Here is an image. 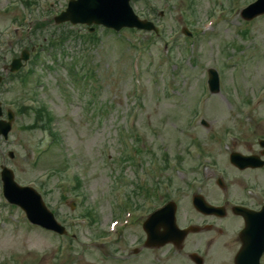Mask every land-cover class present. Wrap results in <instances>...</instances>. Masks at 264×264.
<instances>
[{
    "label": "rangeland",
    "instance_id": "obj_1",
    "mask_svg": "<svg viewBox=\"0 0 264 264\" xmlns=\"http://www.w3.org/2000/svg\"><path fill=\"white\" fill-rule=\"evenodd\" d=\"M168 1L152 0L159 11H164L162 34L176 38L177 44L168 55L160 42H152L154 37L149 33L125 31L116 36L100 29V42L84 53L87 62L77 64L78 68L97 69L88 77L86 86L84 83L78 87L68 71L78 59L75 54L83 49V39L78 35L66 42L64 51L44 49L27 86L20 83L22 76L2 86L0 99L16 112V119L9 140H0V172L1 165H7L14 170L19 184L32 185L38 191L42 187L40 192L48 206L71 230L69 234H76L80 241L72 244L68 238L63 241L29 225L25 214L3 198L0 181V264H89L101 252L112 250L113 245L106 235L117 231L111 222L117 210L116 199L113 194L110 197V193L124 181L125 198L132 201L131 184H136L139 168L132 169L130 163L135 162L138 151L143 158L149 156L151 159L150 152L143 151L150 146L155 147L159 155L162 148L167 154L183 155L185 161L181 169L186 174L185 179L179 177L183 174L169 171L174 189L184 181L198 178L199 185L200 182L206 184L202 193L213 203L224 202L238 194L235 190L222 192L217 187L211 188L217 177L215 168L212 165L207 170L201 162L202 167L194 169L199 161H206L198 153L204 150L210 154L217 162L216 168L227 162L232 169L228 163L230 150L249 148L257 139L256 135L264 134V124H248L245 115L232 104L231 97L228 99L223 93L211 95L205 85L204 72L211 67L218 69L231 91L251 95L264 86V17L252 22L241 18L240 10L253 0L233 1L228 8L226 0H194L195 19L188 17L186 4L179 5L181 0H171L175 7L169 6ZM67 2L38 0L29 12L23 0H0V62H9L20 52L23 44L16 45L17 42L30 44L34 38L38 42L47 33L57 31L53 15L65 8ZM133 6L140 16L148 15V0H135ZM212 8L214 12L210 13ZM27 14L35 21L45 16L46 19L39 20L44 22V27L36 33L33 26L31 30L13 34L9 24L12 21L21 23ZM210 16L213 29L205 31ZM188 18L190 23H187ZM182 27H188L196 39H187L181 33ZM71 28L65 26L58 31ZM73 31L79 35L86 33L80 26ZM201 32L203 36L199 35ZM139 41L145 42L144 49L137 47ZM46 43L48 40L44 39L39 45ZM256 94L251 95L252 99ZM92 98L93 105L90 104ZM30 99L35 105L46 106L53 114L52 127L60 134L59 144L49 145L51 140L47 134L30 128L34 121L32 113L17 112L21 106L32 103ZM253 107H256L251 111L254 119L264 108L263 101ZM202 119L208 122L207 127L202 126ZM228 134H239L242 139L232 141L228 149L221 148L220 140ZM197 142L201 144L199 150ZM142 143L145 144L143 148ZM9 151L14 152L13 159L8 157ZM120 155L133 159L124 164L122 171L119 169ZM137 159L143 169L148 161ZM208 164L206 161L204 165ZM53 169L59 170L61 176L53 175ZM227 173L226 180L233 176L231 170ZM75 175L81 178L77 188H74ZM198 184L192 190L187 186L184 192L171 190L173 196L181 200L182 214L191 215L189 197L198 190ZM183 193L184 197L180 195ZM124 200L122 197L118 202L122 204ZM72 202L76 203L74 210L70 208ZM144 209L141 207L139 211ZM86 210L93 211L96 218L93 223L80 221ZM146 215L147 212L130 219L138 234H142V220ZM71 222H75L74 228H70ZM118 235L121 233L115 237ZM134 238L135 232L127 231L125 238H120L121 245L126 242L131 245L130 240Z\"/></svg>",
    "mask_w": 264,
    "mask_h": 264
},
{
    "label": "flooded vegetation",
    "instance_id": "obj_2",
    "mask_svg": "<svg viewBox=\"0 0 264 264\" xmlns=\"http://www.w3.org/2000/svg\"><path fill=\"white\" fill-rule=\"evenodd\" d=\"M263 151L251 149L249 154L258 155ZM254 196L256 198L251 196L248 202L238 205L252 211L259 210L262 197ZM205 218L197 223V232L189 235L179 249L172 246L175 249L172 252L152 250L141 260L128 257L118 264H264V222L233 213L229 218ZM194 255L196 262L192 259Z\"/></svg>",
    "mask_w": 264,
    "mask_h": 264
},
{
    "label": "water",
    "instance_id": "obj_3",
    "mask_svg": "<svg viewBox=\"0 0 264 264\" xmlns=\"http://www.w3.org/2000/svg\"><path fill=\"white\" fill-rule=\"evenodd\" d=\"M130 0H79L72 1L68 12L60 18L61 20L71 19L73 22H84L88 24H104L106 26L122 27L124 25L146 26L138 21L130 5ZM264 8V0L257 5L249 7L244 16L251 18L256 15L255 10ZM211 82L214 91H218V79L215 77ZM10 124L6 123L1 128V133L7 135ZM5 193L15 203L25 207L31 219L40 224L58 229L52 217L46 212L41 204L40 197L31 189L19 188L13 182L12 173L4 171ZM58 231H62L61 228Z\"/></svg>",
    "mask_w": 264,
    "mask_h": 264
}]
</instances>
